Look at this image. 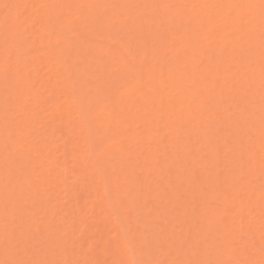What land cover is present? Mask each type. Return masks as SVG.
Masks as SVG:
<instances>
[{
    "label": "bare ground",
    "instance_id": "1",
    "mask_svg": "<svg viewBox=\"0 0 264 264\" xmlns=\"http://www.w3.org/2000/svg\"><path fill=\"white\" fill-rule=\"evenodd\" d=\"M132 1L0 0V55L7 54V56L3 54L5 58L4 56L0 57L2 59H0V255H2V258L0 256V264H4L7 259L9 262L34 261L45 262V264H49V262H53V264H69V262L70 264H114L118 261L132 262L134 257L131 261L130 259L134 256V253L138 255H135V258H140V261L143 256L147 255V258L144 257L147 260L143 259L154 262V264H187L186 259L189 251L190 253L193 252L191 254H194L193 257L196 256L195 259L198 258V262H209L211 264V262L223 260V256L225 260L235 259V249L229 246H231L230 241L236 242V240L237 242L232 245L242 244V248L245 245L243 249H247L245 251L251 254L246 255L251 256L250 258H253L254 261L257 260L252 256L262 255L264 252V248L261 249L264 246V232L260 233L261 229H264V164L262 165L263 169L252 167V159H250L256 151L261 149L263 151L264 140L259 143L258 136L256 144L249 145L250 141L249 143L246 141L249 146H244V141L242 142L241 138L237 137L242 129L246 131L254 130L255 132L257 125L254 126V124H257L255 123L257 121L251 127V123L246 120L251 118L255 120L252 116L257 112L264 114V99H262L264 98V87H262L261 80L262 51H264L261 44V0H177V2L176 0H146V6L139 14L133 11L134 9H130L132 7L129 5ZM172 2L175 4L184 2V5L190 4L189 6L194 8L187 9L189 10L187 15L177 13L178 10L177 12L175 10L170 12L169 7ZM183 4H181V7ZM5 5L12 7L6 8ZM16 5H20V7H15ZM232 5H242L244 7L234 9L230 7ZM82 9L84 10L82 11ZM158 11L162 14H158ZM123 12L126 13L124 15L127 18L121 21L120 16ZM93 15H98L101 19L107 17L96 23V25L100 24V27H98V25L92 24L98 18H93ZM160 15L164 19L162 21L166 22V19L169 21V25H167L170 28L174 26L172 24L176 23L174 26H177L176 29L172 27L175 30V32L173 30L175 35L172 34L173 32H169L170 37L166 35L162 39L159 37L160 34L157 31L159 33L162 31L156 28L162 29L157 26L161 22ZM241 17L244 21L243 24L240 21ZM214 19L216 22H213ZM110 22L121 23L122 28H119V30L116 27L113 28ZM129 22H131L130 25ZM214 23L218 25L216 24V26ZM153 25H156L155 31L152 30ZM94 27L108 31L104 30V33L99 32L101 35L99 33L94 35L98 37L96 40L100 38L99 44L83 42V38L89 39L93 36L91 35L92 32L89 36L87 30ZM165 28L167 32L170 29ZM182 29L186 33L191 32L192 37L189 36L190 34L184 36ZM105 31L107 32L106 36L103 35ZM169 33L167 34L164 31L162 35H169ZM119 36H121V39L116 40ZM175 37L179 44L181 43L180 45L175 42ZM192 38L194 42L198 38V43L207 42V44H204L206 47L202 45L204 49L207 48L216 53L209 54L210 52L206 51L210 57L206 58L203 55V53L205 54L203 47L198 48L202 49L200 52L194 51L196 45L194 42L195 46L191 44ZM163 39H166V41L163 42ZM89 40L93 41L94 39ZM166 42L168 47L165 44ZM216 44L219 46L217 47ZM189 45L192 46L190 49L187 47ZM38 46L46 51L44 52L43 49L44 54L41 51L40 56H38ZM170 48L173 50L177 48V50L175 49L174 53L172 50V56L170 54L165 55L166 52L171 53ZM182 48H188V50H185L184 57L181 55L184 52ZM32 50L37 52L34 54ZM47 50H49L48 53ZM164 50L165 52H163ZM188 51L190 52L188 53ZM202 51L204 52L202 53ZM161 52V57L166 56L162 57L163 60L166 61L165 58L170 57L171 59L173 57L174 64L168 65L163 60H158V58H161L158 57ZM24 54L29 56L24 57ZM150 55H153L154 58ZM9 56H11L10 62ZM155 56L158 58H155ZM214 56L217 58L212 62ZM150 57H152V60ZM196 57L198 62H196ZM180 58L183 61H180ZM149 61L153 62L151 66ZM177 62H181L179 64L180 70L176 68L178 67ZM43 64L44 66L46 64L48 72H42ZM164 64L167 65L165 71L163 70L165 68ZM202 64L204 65L203 69H201ZM159 65L161 66L159 67ZM223 65L227 66L225 68L228 71H233L231 67L235 66V69L237 67L239 69L233 74L229 72V76L226 75L227 71ZM135 66H139L140 69L137 70ZM45 67L44 69H46ZM157 67L159 69H156ZM220 67H222L220 70L225 72V76L223 72L220 74L225 82L223 81L224 88L218 90L222 85L220 83L222 80H219L221 77L217 79L219 75L217 76L216 69ZM151 68H153V71H148L147 74H149L146 76L145 71ZM188 68L192 70V72H189L192 81L186 78L188 74L183 73ZM211 69L212 71L215 69L216 76H212L214 73H211ZM173 76L178 77V80ZM166 77H169V79ZM170 77L173 80L175 79L174 81L184 84L178 86L179 83L173 81L177 88L174 87V84L169 89L166 86L164 88L167 82L164 84L163 79L165 78V81L169 80L168 82H170ZM206 77L212 79L209 80L212 82L209 86L211 91L217 89L219 83L221 84L216 94H214L215 90L213 94L210 92L211 97L206 96L212 98L215 103L220 100L219 102L223 105L220 106L218 103L212 105L214 104L211 103L212 99L210 101L205 99L204 101H207V104L209 102L208 106L211 103L210 107L205 108V113L202 104L193 107L195 99L193 98L192 101L191 96L197 97L199 101V98H203L201 93H203L202 89L205 86L203 82L207 81ZM64 78L66 80L68 78V81L63 80ZM188 80L191 81V84L196 85H193L196 87L194 90L192 89L193 91L190 90L191 95L188 90L193 86L188 85ZM250 84L261 88H257L262 92L259 93L261 95H258L255 88L251 87L258 96L255 97L253 94L248 98L252 105L257 99H261L260 103L262 104L259 105L261 108L259 107L258 110L256 109L258 106H255V104L254 107L251 104L248 107L247 102H244L247 98L245 97L247 90L250 91V87H248ZM114 85L124 88V91L127 92V94L122 93L121 98V95L117 93L120 95L117 101L115 100L117 95L110 91ZM244 86L248 89L243 91ZM143 87L144 89L147 87L150 89L151 87L150 94L142 93ZM233 87H237L235 88L236 91ZM175 88L177 92H175L176 99L173 98L172 92H167V90L171 89L170 91H172ZM229 89L231 91L233 89L236 93L232 92L233 94L230 95ZM6 91L10 93L7 95ZM251 91L248 94L253 93ZM222 92L225 93V96H222ZM205 94L203 93L204 96ZM188 96L191 98L189 100L185 99ZM61 97L65 99L61 100ZM166 97H169L167 102ZM16 100H18V104L22 102L23 104L20 105L23 106L21 107L16 103L19 106L16 108L17 105L14 104ZM237 101H243L242 106L248 108L243 107L244 109L241 112V109L237 107L240 110L237 112V108H234ZM205 102L203 105L206 104ZM250 102L248 101V103ZM148 103L151 106L149 109L146 108ZM2 105L4 112L1 111ZM198 106L203 108L202 111L207 115V118L204 117L206 115L203 116L205 121L211 123L213 120L211 118L215 119L212 123L216 122L217 119L219 121H217L219 125L209 126V128L215 127L218 131L216 132L215 129L218 136L214 134V137H218L215 140L217 142L212 139L215 144H212V140L209 141L211 138L209 140L204 139L203 134L205 133H200L196 136L203 135L204 137L197 138L195 136L197 140L193 138L190 145V139H192L191 136L194 135V131L200 130L202 128L200 125L205 123L201 122V119L204 118L197 119L201 117V113L198 115L199 117L197 116L201 112V109H196L199 108ZM232 106H234L233 110L237 114L231 112L233 111L231 110ZM192 107L197 111H192ZM251 107L252 111H256L253 114L249 113L250 117L247 114L249 111L246 110H250ZM37 108L41 110L40 112L43 113L44 111L45 114L47 113L46 110L49 114H46V117H38L41 113ZM126 108L127 112L125 113L123 109ZM35 109L37 110L35 111ZM120 109L122 111H119ZM118 111L121 113L120 115ZM14 112L17 114L16 117H13L15 116L13 115ZM36 112L39 115H36L38 114ZM163 112L165 114H162ZM245 113L249 118L243 117ZM231 115L232 117L235 116L236 119L233 120L235 121V129L232 127L234 123L231 121L233 119ZM220 116H223L224 120L227 118L225 121H228V124L224 120L221 121ZM209 118L210 120H208ZM38 119L41 121L39 122ZM187 121H190V124L193 122L191 128L189 127L190 129L186 128L188 130L192 129L191 136L184 129L186 127H184V123H188ZM260 121L258 120V122ZM37 122L40 125L43 123L42 127H45V130L42 128L41 133L36 132L38 130H36V126H39L36 125ZM194 125L195 127L198 125V128L194 129ZM203 126H206V124H203ZM224 126L227 128L226 132L223 131ZM26 127L31 129V132L34 131L35 140L40 139L35 143L34 141L26 142L28 138L24 140L25 135H30L29 137L34 139L29 129V132L27 130V134L22 136ZM39 127L41 128V126ZM146 127L145 138L147 137L149 141H146L143 137L147 144L143 146L142 138L139 139L143 134L138 136L142 132L137 133V131L138 129L143 131ZM236 128L239 132H236L238 131ZM205 129H203L204 132ZM221 129L225 134H220ZM232 129H234V132ZM130 130L132 133L135 131L134 134H131ZM209 131L208 133L211 136L213 133ZM261 131L264 134V131ZM232 132L233 135L235 133L233 137H236V142H234L235 138L231 136ZM24 133H26V130ZM186 133L190 136V139ZM257 133L258 131L254 135L257 136ZM17 134V137H22H16L18 140H14L13 137ZM209 134L205 135L209 137ZM259 135H261V132ZM145 141L143 140V144H145ZM207 141L213 147L209 148L206 145L211 149L209 151L206 149L208 151L206 153V151L203 152L204 150L201 147L203 148L202 145L205 143L208 144ZM148 142H156L153 149L151 148L152 151L149 150ZM126 144H129L130 148ZM103 145L105 146L104 149L102 148ZM140 145L142 148L139 147ZM51 146L52 148H50ZM154 146L159 147H156L158 151L154 150ZM221 146L224 147L223 149H228V146L232 149L225 151V156L221 157ZM8 147H16L12 148L15 150L19 148L23 150V152H20L24 155L22 154V157L19 158L18 156L21 153L17 149L19 152L18 156L16 154L18 161L14 158L16 156L11 152L12 150L7 152ZM127 147L131 152L126 150ZM81 149H85L84 155H80L79 151ZM250 151L253 153L251 154ZM113 159L118 160H116L117 162L114 160L116 163L120 161L118 163L120 168H117V164H114V162L111 164ZM132 160L140 162L133 165ZM134 161L133 163H136ZM38 162L42 170L38 169L37 171L38 166L36 167V164ZM69 163L72 165L68 166ZM104 164L105 167H108L107 170L104 168ZM102 168L108 173L103 172ZM242 171H245L249 177L246 188H242L237 181ZM113 172H116L118 178L120 176L124 178V181L120 178L123 183L118 181L117 178L112 180L110 179L112 176H107V174L111 175ZM172 172L176 174L175 176L172 175L173 178L170 174ZM152 176L153 179H150ZM252 178H254V181L260 182H257L259 187L258 185L253 187L252 192L254 191V193L251 194L249 190L252 189L250 188L251 182H253ZM117 183L119 188L116 185ZM169 186H172L173 189L178 188L176 190L179 191L174 189L175 192L169 196L165 193L167 190L170 191ZM172 187L170 188L172 189ZM222 187L230 191L233 190L235 199L228 201L227 195L221 196L220 190ZM154 188H156L154 191L158 190L154 194L155 198L153 193L150 194V191ZM116 189L118 192H116ZM243 189L249 190L243 192ZM258 189L259 191H256ZM178 192L184 194V197L186 193L187 197H190L189 200L182 201L181 197H178L180 195ZM207 195L211 198V201L207 198L206 202H215L214 208L207 206L208 202L205 204L206 207H200L203 204L201 200H205ZM152 197V201H155L154 204L159 203L154 199H158L160 203H163L162 208L160 206L162 211L154 210L152 205H148ZM228 202L232 204L238 202L235 205L236 207L230 208L233 212H236L235 215L227 214V211H229ZM139 203L143 205L141 209H139L141 207ZM195 204L200 206L195 207ZM192 205L194 206L189 214L187 210ZM21 207H24V209H21ZM135 207L139 210H135ZM251 207H254L256 214H254L256 220L250 221L251 224L248 222L246 225L251 235L246 234L243 237H246V239L242 237L235 238L233 233L229 234L232 229L226 230V220L229 221L227 224L233 226L235 222L231 223L230 221L241 218L242 221L239 220L237 223L241 226L244 219L249 214L251 215V212H254ZM135 211H140L139 215L144 214L147 218L155 214L152 220H154V223L155 221L158 222V225H155L157 229L155 230L154 225L151 226L152 229L149 224L146 227L142 226L141 222L143 221L136 218V220H140L142 226H139L143 231L140 232V235L145 234L144 236L138 235L140 230L138 231L137 225L139 223L135 221L137 227L134 226L135 219H133L136 216L134 215ZM155 211L160 213L156 212L157 215ZM245 213L249 214L245 216ZM244 216L245 218H243ZM146 219L145 221L148 222ZM160 219H162V222ZM4 220H7V223ZM162 223L165 226H159ZM161 228L163 229L161 230ZM220 229L222 233L218 232ZM253 229L259 233L256 240H254L256 232ZM174 230H179L182 234L176 232L173 235ZM249 230L247 229L248 232ZM146 233L154 235L152 237L148 235L149 240ZM178 235H182V239L184 237L183 241L180 239L181 237H177ZM201 235H204V240L207 237H209L208 239L211 238L207 240L208 244L211 241L212 244H207L208 246L204 244ZM36 237H38V241H35ZM139 237H143L141 238L143 240ZM218 239L222 241H218ZM255 241H261L258 247ZM255 244L256 246H254ZM145 245L149 252L154 251V249L157 250L146 254L145 252L148 251H146ZM200 245H206L207 247L202 246V248ZM15 246H18L19 249ZM7 247H10V252H8L9 248ZM164 247L168 253L163 252ZM200 247L201 255L198 254L199 250L195 252V249ZM256 250L257 252L260 250V254ZM252 251L256 253L253 254ZM170 254L176 257L173 261L170 260V263H167ZM261 257L260 259L257 258L259 260L257 264L264 260V256ZM246 258L245 261H253ZM195 259L193 262H195ZM254 261L253 264H255Z\"/></svg>",
    "mask_w": 264,
    "mask_h": 264
},
{
    "label": "rangeland",
    "instance_id": "2",
    "mask_svg": "<svg viewBox=\"0 0 264 264\" xmlns=\"http://www.w3.org/2000/svg\"><path fill=\"white\" fill-rule=\"evenodd\" d=\"M143 1H144V0H141V1L133 0L132 3H130V5H129V6L132 7V8H130V7H129V8L132 9V10L134 9L133 11H136L137 14H139V13L143 10L144 6H146V4H147L146 0L144 1V2H145V5H144V2H143ZM174 2H175V1H174ZM174 2H172V3L170 4V7H169V8H170V12H171V11L173 12L174 10H175V12H177V10H178L177 13H180V14H181V13H184V15H185V14L187 15L188 11H189L191 8H194L193 6L190 7V6H189L190 4H189V5H184V4H183L184 2L181 3V4H183L182 7H181V4H178V3L175 4ZM176 2H177V0H176ZM178 2H179V1H178ZM173 3H174V4H173ZM186 6H187V7H186ZM184 7H185V8H184ZM187 9H189V10H187ZM195 9H196V11H197L196 6H195ZM83 10H84V9H82V11H83ZM159 10H160V9H159ZM160 11H161V10H160ZM160 11H158V12H159L158 14H162V13H163L162 11H161L162 13H161ZM196 11H195V12H196ZM124 14H126V13H124V12L121 13V16H120V20H121V21H122L123 19L127 18V16H125ZM158 14H157V15H158ZM122 16H123V17H122ZM124 16H125V17H124ZM158 16H159V15H158ZM92 17H93V18H95V17L97 18L98 15H95V16L93 15ZM92 17H91V18H92ZM106 17H107V16H106ZM106 17H104V18H106ZM218 17H219V16H218ZM99 18H100V19H99ZM104 18L101 19V17L99 16V17L97 18V21H96V22H93L92 24H95V25H96L97 22H99L100 20H104ZM160 18H161V19H160ZM216 18H217V16H216ZM216 18H215V19H216ZM159 19H160V21L162 22V23L160 22V25H157L159 28H160V27H161L162 29L164 28L165 30H164V29H163V30H164L167 34H168L169 32H170V33L173 32L174 29H173L172 27H174V26L176 25V23L172 24V25H174V26H171V28H170V27L168 26V25H169V21H168L167 19H166V22H168V23H166L165 21H162V20H164V19H162V15H160ZM215 19H214L213 22H216ZM216 20H217V19H216ZM111 23H112L113 28L116 27V28H118V30H119V28H122L121 23L117 24V23H115V22H110V25H111ZM114 24H115L116 26H115ZM130 24H131V22H129V25H130ZM167 24H168V25H167ZM214 24L216 25L217 23H214ZM97 25H98V27H100V26H99L100 24H97ZM97 25H96V26H97ZM119 25H120V27H119ZM217 25H218V24H217ZM217 25H216V26H217ZM117 26H118V27H117ZM153 26H154V25H153ZM164 26L167 27V29L170 28L168 32H167V30H166V28H165ZM155 27H156V25L153 27V29H152L153 31H155ZM176 27H177V26H176ZM176 27H174V28L176 29ZM156 29L159 30V31H162V32L159 33V32L156 30L157 33L160 34L159 37H160L161 39H162V38H165L164 35H166L167 37H168V36L170 37V33H169V35H167V34H163V35H162V33H163L164 31H163L162 29H158V28H156ZM179 29H181V28H179ZM100 30H101V29H99V28H97V27H94L93 29H92V28H89V30H87L88 33H89L88 35H89V36L93 35V36H92L93 38H92V37H89V39H91V40H93V39L96 40V38H98V37H97V36H94V35H96V34L99 33V32L104 33L103 31L106 30V29H102L101 31H100ZM182 30H183V29H182ZM188 30H189V29H188ZM188 30H187V31H188ZM106 31H108V30H106ZM106 31H105V34H103V35H105V36H106V33H107ZM120 31H121V30H120ZM189 31H191V30H189ZM91 32H92V33H91ZM174 32H175V30H174ZM174 32H173L172 34H174ZM90 33H91V35H90ZM101 33H99V34L101 35ZM183 33H184V36H185V34H190L189 36L192 35L191 32H187V33H186V32H184V30H183ZM183 33H182V34H183ZM99 34H98V35H99ZM172 34H171V35H172ZM174 35H175V34H174ZM174 35H172V36L174 37ZM121 36H122V35H121ZM121 36H119L116 40H120V39H121ZM163 36H164V37H163ZM178 36H180V35H178ZM184 36H183V37H184ZM167 37H166V38H167ZM176 37H177V36H176ZM176 37H175V38H176ZM187 37H188V36H187ZM191 37H192V36H191ZM84 39H85V40H84ZM89 39H88V38L86 39V37H85V38H83V42H85V43H98V44H99L100 38H99V40H98V39L96 40L97 42L94 41V40H93L94 42H93V41H90ZM168 39H170V38H168ZM190 39H191V38H190ZM196 39H197V38H196ZM198 39H199V38H198ZM198 39L195 40L196 42H194V40H193V38H192L193 41L191 42V44H192L193 46L196 45V46H195L196 49H194V47H193L192 50L194 49V51L196 50V51H198V52H200L202 49L205 50V54L203 53L204 51H202V53H203V55H205L204 57H206V58L209 57V55L206 53V51H207V52L209 51V52H210V53L208 52L209 54H213V52H214V54L216 53V52L213 51V50L210 51V50H208L207 48L204 49V47H206V45L204 46V44H207V42L205 43V41H204V42H199V43H198V42H197V41H199ZM163 40H164L163 42L166 41V39H163ZM181 40H183V39H181ZM201 40H203V39L201 38ZM201 40H200V41H201ZM87 41H90V42H87ZM179 41H180V38H179ZM116 42H117V41H116ZM167 42H169V41H167ZM167 42H166L165 44H167ZM175 42H177L178 45L181 44V43L179 44L177 38L175 39ZM180 42H181V41H180ZM193 42L195 43V45H194ZM121 43H122V42H121ZM200 43H201V44H200ZM218 44L220 45L221 43H218ZM218 44H216L217 47L219 46ZM154 45H155V43L153 44V46H154ZM178 45H176V46H178ZM202 45H203L204 47H203ZM189 46H190V47H189ZM189 46H187V47L190 49L192 46H191V45H189ZM200 46L203 47L201 50L198 49V48H201ZM167 47H168V44H167ZM173 47H174V46H173ZM119 48H120V47H119ZM177 48H178V47H177ZM177 48H175V49L177 50ZM188 48H187V49L182 48V49H184V52L181 54V55H183V57H184V54H185V50H188ZM208 48H209V47H208ZM37 49H38V50H37ZM37 49H36V50L39 51V52H38V54H39L38 56H40L42 53L44 54V52H46L44 48H43V49H44V52H43V49H42L41 47H39V46H38ZM165 49H167V48H165ZM170 49H171V48H170ZM175 49H174V50L171 49V50H170L171 53H170V52H169V53L166 52L165 55H167V54L169 55V54H170V55L172 56V50H173V53H174V52H175ZM182 49H181V50H182ZM209 49H210V48H209ZM211 49H212V48H211ZM34 50H35V49H34ZM34 50H32V51H33L34 54H35L37 51H34ZM41 51H42V53H40ZM48 51H49V50H47V53H48ZM163 52H165V50H164ZM189 52H190V51H188V53H189ZM198 52H197V53H198ZM77 53H79V52H77ZM3 54H4V53H3ZM3 54L0 55L1 58H2V56H4V55L7 56L6 53H5L4 55H3ZM161 54H162V52L159 54L158 57H161V56H160ZM163 54H164V53H163ZM190 54H191V53H190ZM198 54H199V53H198ZM31 55H33V54L31 53ZM165 55H163L162 57H166ZM173 55H174V54H173ZM186 55H187V53H186ZM188 55H189V54H188ZM203 55H202V56H203ZM5 56H4V58H5ZM23 56H24V57H28L29 55H25V54H24ZM150 56H153V55H150ZM156 56H157V55H156ZM156 56H155V58H158V57H156ZM189 56H190V55H189ZM189 56H187V57L189 58ZM197 56H198V55H197ZM162 57H161V58H162ZM168 57H169V56H168ZM183 57L181 56L182 59H183ZM204 57H203V58H204ZM1 58H0V59H1ZM4 58H3V59H4ZM150 58H151V60H152V57H150ZM150 58H149V59H150ZM153 58H154V56H153ZM161 58H158V60H163V59H164V58H162V59H161ZM172 58H173V57H172ZM172 58H171V59H170V57H169L168 59L165 58L166 61L163 60V62H165V64L168 63V65H173L174 63H173ZM181 58H180V61H183V60H181ZM199 58H200V56H199ZM209 58H210V57H209ZM215 58H217V57L214 56V57L212 58L211 61L213 62V60H216ZM200 59H201V58H200ZM1 60H2V59H1ZM1 60H0V61H1ZM167 60H168V61H167ZM170 60H172V61H170ZM196 60H197L196 62H198V58H197V57H196ZM169 61H170V62H169ZM174 61H175V60H174ZM149 62L151 63V61H149ZM149 62H148V63H149ZM163 62H162V64H163ZM171 62H172V64H171ZM215 62H216V61H215ZM1 63H2V62H1ZM52 63H53V62H52ZM150 63H149V65L151 66L153 62H152L151 64H150ZM169 63H170V64H169ZM177 63H178V64H177L178 67H176V68H177V70H178V69L180 70L181 67H180L179 64H180L181 62H180V63L177 62ZM202 63L204 64V62H202ZM160 64H161V63H160ZM162 64H161V65H162ZM165 64L163 65V66H165V68L163 69L164 71L166 70V66H167V65H165ZM175 64H176V61H175ZM182 64H183V63H182ZM182 64H181V65H182ZM203 64L201 65V69L204 68V65H203ZM205 64H206V61H205ZM228 64H229V63H228ZM228 64H227V65H228ZM161 65H159V67H160ZM45 66H46V64H45ZM45 66H44V64H43V67L41 68V69H42V72H48V71H49V70L47 69V66H46V67H45ZM53 66H54V64H53ZM53 66H52V67H53ZM157 66H158V65H157ZM202 66H203V67H202ZM223 66H224V65H223ZM44 67H45L46 69H44ZM225 67H227V66L225 65L224 68H225ZM235 67H236V66H235ZM235 67H231V68H233V71H228V70H226L227 68H225V70L227 71V74H226V75H229V76H230V74H233L236 70L239 69L238 67L235 69ZM48 68H49V67H48ZM135 68H136L137 70L140 69L139 66H135ZM189 68H190V67H189ZM189 68H188V69H189ZM214 68H215V67H214ZM221 68H222V67L216 69V70H217L216 72H218L217 76L219 75L218 78L216 77L217 79H219V78L221 77L220 74H222V72H223L222 70H220ZM224 68H223V69H224ZM20 69H22V68H20ZM151 69H152V70H151ZM151 69L145 71V72H146V76L149 74V73L147 74L148 71H149V72H152V71H153V68H151ZM156 69H159V68L157 67ZM188 69H187V71H185V72L183 71V73H184V74L186 73L185 75L188 74V77H186V78L192 81V79H191V78H192L191 73H189V72H192V70L189 69V70H191V71H189ZM199 69H200V68H199ZM234 69H235V70H234ZM47 70H48V71H47ZM229 70H230V68H229ZM231 70H232V69H231ZM21 71H22V70H21ZM220 71H221V72H220ZM145 72H144V73H145ZM214 72H215V69H213V71H212V69H211V73H214ZM219 72H220V73H219ZM229 72H230V74H228ZM150 74H151V73H150ZM214 74H215V73H214ZM214 74L212 75L213 77L216 76V74H215V75H214ZM223 75L225 76V72H223ZM223 75H222V76H223ZM210 76H211V75H210ZM178 77H179V75H178ZM178 77H174V76H173V78H176V79H177ZM190 77H191V78H190ZM166 78H167V77H166ZM170 78H171V77H170ZM173 78H171L172 81H171V79H170V82H168L169 80H166V81H165V78L163 79L164 84H165L166 82H167V84H168V85L165 84V85H164V88H165V86H166V88L169 89V88H171V85H173V84L175 85L174 87L177 88V86H176L175 83H177V84L179 83L178 86H181V85L184 84V83H182V82H181V83H182V84H181L180 82L174 81L175 79L173 80ZM208 78H210V79H208ZM167 79H169V77H168ZM63 80H66V78H64ZM143 80H145V79H143ZM143 80H142V81H143ZM177 80H178V79H177ZM189 80H188V82H189L188 85H189V86H190V85L193 86L194 83L191 84V81H189ZM206 80H207V81L204 80L206 83L203 82L205 86H204V88L202 89V90H203V93H206L205 96H206V95H207V96L209 95L208 97H211V96H210V94H211L210 92H212V94H213L214 91L216 90L215 93H214V94H216V92H217L218 90H221L222 88H224V85H223V84H224L225 81L222 79V77L219 79V80H222V81H220V83H221L222 85H221L220 83L218 84L219 86L221 85L222 87L220 86V87H221V88H220L219 86H217V89H218V87H219V89H218V90H217V89H214V91L209 90V89H211L209 86H210L211 83H212L211 81H209V80H212L211 77H206ZM66 81H68V78H67ZM66 81H65V83H66ZM145 81H146V80H145ZM145 81H144V82H145ZM173 81H174L175 83H174ZM223 81H224V82H223ZM144 82H142V83L144 84ZM172 82H173V83H172ZM200 82H201V81H200ZM222 82H223V83H222ZM169 83H171V84H169ZM217 83H218V82H217ZM207 85H208V86H207ZM250 85H251V86H250ZM250 85H249L248 87H250V91L252 90L253 93H249V94H248V92H250V91H248V90H249L248 87H246V86L243 87V91L248 89V90H247V94H245V97H247V98L244 100V102H247L246 104H247L248 107H250V106H249L250 104L252 105V103L250 102V100H249L248 98H249L251 95H253V94H254V96L256 97V96H258V95H261V94H259V93H262L260 90H258V89H261L260 87H254V86H252V84H250ZM114 86H115V85H114ZM114 86L111 87L112 90H110V91H111L113 94H116V95H117V97H115V98H116L115 100L117 101V100H119V96H120V95H121V96H120V98H121V97L123 96V94H127V92L124 91V90H125L124 88H121V87L119 88L118 86H115V87H114ZM194 86H196V85H194ZM194 86H193L191 89L188 90L189 93H190V90H192V89L194 90V88H196V87H194ZM198 86H199V85H198ZM234 86H235V85H234ZM242 86H243V85H242ZM60 87H61V86H60ZM144 87H145V86H144ZM144 87L142 88V93L145 92L146 94H148V93L150 94V89H152V88L150 87V89H149V88L147 87L148 90H149V91H148L147 88L144 89ZM208 87H209V88H208ZM251 87H254V88H255L256 94L258 93V95H256V94L254 93L255 91H254L253 89H251ZM176 88H175L174 90L172 89V91H170L171 89H170V90H167V92L169 91V92H172V93H173V96H174V97H173V96L171 95V93H170L171 97H173V98H175V95H176V94H175V92H176V91H175ZM205 88H206V90H207V89L209 90V91L207 90L208 93L206 92V90H204ZM227 88H228V87H227ZM227 88H226V89H227ZM233 88H234V87H233ZM235 88H237V87H235ZM235 88H234V90L236 91ZM244 88H246V89H244ZM257 88H258V89H257ZM143 89H144V90H147L148 92H147V91H144ZM226 89H225V90H226ZM193 90H192V91H193ZM202 90H201V91H202ZM229 90H230V91H228V92H229L230 95L233 94L232 92H235L233 89H232V91H231V89H229ZM192 91H191V92H192ZM223 91H224V89H223ZM252 91H251V92H252ZM167 92H166V93H167ZM169 92H168V93H169ZM241 92H242V90H241ZM9 93H10L9 91H8V92L6 91V94H7V95H8ZM117 93L120 94V95H118ZM122 93H123V94H122ZM176 93H177V92H176ZM203 93H201V94H202L201 97H203V98H199L200 101L197 99V97H195V96L193 97V95L191 96L192 98H191L190 96L185 97V99L187 98V100H189V98H191V100H192L193 98L195 99L194 101L192 100L193 103H194L193 107H195V106H197V105H200V104H202V105H201L202 107L204 106V107H203L204 109L201 108L200 106H198L199 108H196V109H201V112H199V114H197V116H198V115H200V113H201V115H200L201 117H200V118H197V117H196L198 120L201 119V118H204V117L207 118V115L205 114L206 112H205L204 110H205V108L210 107V106H211V103H214V104H212V105H215L216 103H218L220 106L223 105V104H221V103L219 102V101H220L219 99H218L219 101L216 100L217 102L215 103V101H214L212 98H208L207 96H206V97H207V98H206V97L203 95ZM235 93H236V92H235ZM235 93H234V95H235ZM146 94H144V95H146ZM179 95H180V93H179ZM190 95H191V93H190ZM223 95L225 96V93L223 94V92H222V96H223ZM230 95H229V96H230ZM242 96H243V92H242ZM63 97H64V96H63ZM63 97H61V100H64V99H65V98H63ZM171 97H170V98H171ZM231 97H233V96H231ZM117 98H118V99H117ZM168 98H169V97H168ZM168 98L166 97V102H167V99H168ZM176 98H177V96H176ZM176 98H175V99H176ZM205 99H207V100L209 99V101H210V99H212V101H214V102L211 101L210 106H208V105H209V102H208V104H207V101H206V102L204 101ZM247 99H248V100H247ZM169 100H170V99H169ZM258 100H259V101H258ZM260 100H261V99H257L258 104L256 103V102H257V101H256V102L253 103V105H252L253 107H254V104H255V106H258V107L256 108L257 110L261 108L260 106H261L262 103H260ZM17 101H18V100H16V101L14 102L15 105L18 104ZM164 101H165V99H164ZM196 101H198V102L196 103ZM201 101H202V102L204 101L206 104L203 105L204 102L202 103ZM248 101H249L250 103H248ZM244 102H243V101H241V102L237 101V103L234 105L235 107L232 106V107H231V110H233V107H234L235 109L238 107V108L241 109V112H242V110H243L244 108L246 109V107H247V106L244 107V105L242 106V103H244ZM16 103H17V104H16ZM21 103H22V102H21ZM21 103H20V104H21ZM29 103H30V102H29ZM259 103H260V104H259ZM20 104H18V105L21 106ZM22 104H23V103H22ZM224 104H225V103H224ZM18 105L15 106V107H16V108L19 107ZM146 105H147L146 108H148V109H149V107H151L149 103L146 104ZM206 105H207V106H206ZM259 105H260V106H259ZM22 106H23V105H22ZM22 106H21V107H22ZM26 106H28V105H26ZM205 106H206V107H205ZM32 107H34V106H32ZM193 107H192V108H193ZM213 107H214V106H213ZM243 107H244V108H243ZM248 107H247V108H248ZM259 107H260V108H259ZM3 108H4V107H3V105H2V109H3ZM124 108H125V107H124ZM238 108L236 109L237 112H238V110H239ZM2 109H1V111L4 112V109H3V110H2ZM32 109H33V108H32ZM37 109H38L39 112L41 111V110H39V108H37ZM37 109H35V111H36ZM196 109L193 108L192 111H195ZM202 109H203V111H204L205 113L202 111ZM251 109H252V107L250 108V110H249V109L246 110L247 112L249 111V112L247 113L248 115H249V113H250V114H253V112L256 111V110H255V111H252ZM126 110H127V108H126V109H123V111H124L125 113L127 112ZM119 111H122V110L120 109ZM119 111H118V114L120 115L121 113H120ZM196 111H197V110H196ZM198 111H199V110H198ZM239 111H240V110H239ZM251 111H252V113H251ZM2 112H1V113H2ZM31 112H32V110H31ZM45 112H47V113L44 114V111H43V113L40 112L41 114H40V116H38V117H41V116L46 117V116L49 114V112L46 111V110H45ZM181 112L183 113V110H182ZM184 112H185V111H184ZM231 112L233 113L234 110L231 111ZM231 112H230V113H231ZM36 113H38V112H36ZM185 113H186V112H185ZM193 113H196V112H193ZM202 113H204V114H202ZM226 113H227V112H226ZM226 113H224V115H227V116H228V114H226ZM228 113H229V112H228ZM234 113H235V112H234ZM234 113H233V114H234ZM46 114H47V115H46ZM162 114H165V113L163 112ZM235 114H237V113H235ZM247 114L245 113V115H244L243 117H245V116L248 117ZM13 115H15V116H13V117H16L17 114L14 112ZM36 115H39V113L36 114ZM181 115H182V114H181ZM204 115H206V116H204ZM121 116H122V115H121ZM203 116H204V117H203ZM249 116H250V115H249ZM36 117H37V116H36ZM118 117L120 118V116H118ZM198 117H199V116H198ZM222 117H223V116H222ZM222 117L220 116L221 121L224 120ZM224 117H225V116H224ZM250 117H251V116H250ZM252 117H254L255 120H254V119L252 120V118H251V119H248V120H246V121L251 123V125H250L251 127L253 126L252 124H254V122L257 121V122H255V123H257V124H254V126H255V125L258 126V127L256 126V131H255V132H254V130H252V131H248V130H247V131H246L245 129H242V130H240V133H239L238 136H237V137L241 138L242 142L244 141V142H243V144L245 143L244 146H245V145H248V144L246 143V141H248V143H249V141H250V144H249V145L256 144V140H258V139H257L258 136H259V141H258L259 143H262L263 140H264V134H262V131H261V130L264 131V128H263V126H264V124H263V123H264V120H262V119H264V114H262V113H258V112H257V113L254 114ZM138 118H140V117L138 116ZM205 118L203 119L204 121L201 119V122H205V123H202V125H200V126H202L203 129H205L204 127L208 126V127H207L208 129L206 128V129H205V132L203 131L202 128H201L200 130L198 129L197 132H196V130H195V131H194V135H192V133H190V132L192 131V129H191V130H188V129L191 128L190 126L193 125V122H192V124H190V123H191L190 121H189V122L187 121L188 123H186V122L184 123V127L186 126V127L184 128L185 131H186L188 134H190V136H191V135L194 136V137L191 136L192 139H190V136L186 133V135H188V137H189V139H190V142L193 140V138H194L195 140H197V138H200V137H202L203 135L205 136L204 139H208V140H209V138H211L209 141H211L212 139H213L214 141L217 140L218 137H217V138L214 137L215 135L218 136V134L215 133V129H216V128H215V127H211L212 129L214 128V130H212L211 128H209V126H211V125L213 126V124L219 125V124H218V122H219L218 119H217L218 122L216 121L217 123H216V122L212 123L213 120H215V119H214V118H211V119H213L212 122H211L212 124H211L210 122L205 121ZM231 118H233V119H231V121L234 123V125L232 126V127L234 128V127H236V126H235V121H233V120L235 119V116L232 117V115H231ZM248 118H249V117H248ZM226 119H227V118H226ZM226 119H225V120H226ZM257 119H258L259 121H260V120H261V121L258 122ZM206 120H207V119H206ZM208 120H210V118H209ZM225 120H224V121H225ZM235 120H236V119H235ZM249 120H250V121H249ZM36 121H37V120H36ZM38 121L40 122L41 120L38 119ZM231 121H230V122H231ZM242 121H243V120H242ZM244 121H245V120H244ZM246 121H245V122H246ZM252 121H253V123H252ZM196 122H197V121H196ZM201 122L199 121V123H201ZM206 122H208V123H206ZM225 122L227 123L228 121H225ZM226 123H225V126H226ZM233 123H232V124H233ZM261 123H262V124H261ZM194 124L196 125L197 123H194ZM203 124H206V126H203ZM207 124H209V125H207ZM223 124H224V123H223ZM223 124H222V126H223ZM227 124H228V123H227ZM259 124H260L261 126H260ZM36 125L41 126V128H40L39 126H36V127H37L36 130L38 129L37 131L34 129L36 132L41 133V132H42L41 130H43V129L45 130V127H42V126H43V123L40 125V123L38 124V122H37ZM195 125L193 126L194 129H195V128H198V125H197L196 127H195ZM248 125H249V124H248ZM214 126H215V125H214ZM225 126H224V130H223V129L220 130V134H221V133H222V134H225L224 132H226L225 130H227V128H226ZM250 126H249V127H250ZM189 127H190V128H189ZM42 128H43V129H42ZM186 128H188V129H186ZM222 128H223V127H222ZM238 128H239V127H238ZM257 128H258V130H257ZM260 128H261V130H260ZM28 129H29V128L26 127V129L23 130V134H22V136L25 135V134H27V130H28ZM140 129H141V128H140ZM145 129H147V127L144 128L143 131H140L139 129H138L139 132L137 131V133H141V132H142L141 134H138V136H140V135L143 134V136H140V138H139V139L142 138L141 142H142V145H143V146H146V145H147V144H146V141H149V140H147V137L145 138V133H146V132H145V131H146ZM210 129H211L213 132H212ZM234 129H235V128H234ZM234 129H232L233 132H234ZM239 129H240V128H239ZM246 129H247V128H246ZM253 129H254V127H253ZM25 130H26V133H24ZM29 130H30V132H31V129H29ZM29 130H28V132H29ZM39 130H40V131H39ZM133 130H134V129H133ZM201 130H202V131H201ZM207 130H208V131L210 130L211 133H213V134H212L213 136L211 135L212 137L210 136V134L208 133ZM222 130H223L224 132H223ZM236 130H238V129L236 128ZM32 131H33V130H32ZM182 131H184V130L182 129ZM210 131H209V132H210ZM241 131H242V132H241ZM257 131H258L257 136H255L254 134H255ZM130 132H131V134H134L135 131L132 133V131L130 130ZM192 132H193V131H192ZM206 132H207V133H206ZM216 132H218L217 129H216ZM233 132H232V135H231L232 137L235 135V133H234V135H233ZM236 132H239V130L236 131ZM260 132H261V135H259ZM31 133H32V137L34 136V137H33L34 139H32L31 137H29L30 135H28V136L25 135V136H24V140H25L26 138H28V139L26 140V142H28V141H29V142L34 141V143H35L36 141H38V139H40V138H38L37 140H35V139H36V135H34V134H35L34 131L31 132ZM33 133H34V134H33ZM147 133H148V131H147ZM200 133H201V134H203V133H205V134H209V137L206 136L205 134H203V135H198L199 137H197L196 134H200ZM227 133H228V132H227ZM227 133H226V136H227ZM128 134H129V132H128ZM214 134H215V135H214ZM222 134H221V135H222ZM236 134H237V133H236ZM147 135H148V134H147ZM147 135H146V136H147ZM17 136H18V134L15 135V136L13 137V139H14V140H18L17 138L22 137V136H19V137H17ZM195 136H196L197 138H196ZM204 136H203V137H204ZM223 136L225 137V135H223ZM16 137H17V138H16ZM143 137L146 139V141H145V139H143ZM207 137H208V138H207ZM232 137H231V138H232ZM29 138H31V139L29 140ZM215 138H216V139H215ZM233 138H235V141H234V142H236V137H233ZM233 138H232V139H233ZM184 139H185V138H184ZM143 140L145 141V144H143ZM213 140H212V144H213V143L215 144V142H217V141L213 142ZM230 140H231V139H230ZM209 141H207V142H209ZM231 141L233 142V140H231ZM29 142H28V143H29ZM138 142L141 144L140 141H138ZM138 142H137V143H138ZM192 142H193V141H192ZM192 142L190 143V145L192 144ZM258 142H257V145H258ZM32 143H33V142H32ZM148 143H149V142H148ZM153 143H154V142H153ZM153 143H149V145H148V146L150 147L149 150H150L151 148L153 149V145H156V142H155L154 144H153ZM218 144H219V143H218ZM218 144H217V145H218ZM51 145H52V144H51ZM128 145H129V144H126V146H128ZM137 145H138V144H137ZM137 145H136V147H137ZM204 145H205V146H204ZM206 145H207L209 148H211V146L213 147V145H211L210 142H209L208 144L205 143V144L202 145L203 148L201 147V149L204 150L203 152L206 151V153H207V152H208L209 150H211V149H209ZM227 145H228V144H227ZM249 145H248V146H249ZM104 147H105V146L103 145L102 148L104 149ZM139 147H141V145H140ZM156 147H158V146H156ZM156 147L154 146V148H155L154 150L158 151V148H159V147H158V148H156ZM204 147H205V149H204ZM9 148H10V149H9ZM12 148H16V147H8V148H7V149H8L7 152H8V151L10 152V151L12 150L11 152L15 154L14 156H16V154H17V156H18V153H19L20 151L23 152V150H21V149H19V148H17V149H19V152H18L17 149L15 150V149H12ZM50 148H52V146H51ZM102 148H101V149H102ZM129 148H130V145H129ZM129 148L127 147L126 150L129 151V150H130ZM132 148H133V147H132ZM137 148H138V147H137ZM137 148H136V149H137ZM141 148H142V147H141ZM141 148H140V149H141ZM144 148H145V147H144ZM219 148H220V147H219ZM223 148H224V147H223ZM223 148H222V146H221V148H220V150L222 149V151H220V152H221V157H222V156H225V155H224V154H225V151H229V150L232 149V148L229 147V146H228V149H223ZM226 148H227V147H226ZM229 148H230V149H229ZM101 149H100V150H101ZM133 149H135V148H133ZM133 149H131V150H133ZM152 149H151L150 151H152ZM199 149H200V148H199ZM206 149H207L208 151H207ZM14 150H15L16 152H15ZM81 150H82V149H81ZM81 150L79 151L80 155H81V154L84 155V153H85L84 150H85V149H83L82 151H81ZM236 150H237V149H236ZM13 151H14V152H13ZM21 152H20V153H21ZM52 152H53V150H52ZM52 152H51V154H52ZM83 152H84V153H83ZM102 152H103V151H102ZM129 152H131V151H129ZM203 152H202V153H203ZM210 152H211V151H210ZM53 153H54V152H53ZM250 153L252 154L253 152L250 151ZM22 154H23V153H21V155L19 154L18 157L21 158V157H22ZM136 154H137V153H136ZM199 154H201V153L199 152ZM203 154H205V153H203ZM23 155H24V154H23ZM56 155H57V154H56ZM139 155H140V154H139ZM157 155H159V153H157ZM14 156H13V157H14ZM17 156L14 157V158H16V159L18 160ZM20 156H21V157H20ZM54 156H55V154H54ZM57 156H58V155H57ZM137 156H138V155H137ZM252 156H253V155H252ZM50 157H51V156H50ZM133 157H134V156H133ZM30 158H31V157H30ZM186 158H187V156H186ZM223 158H224V157H223ZM262 158H264V148H263V151H262V149L259 150V151H256V152H255V155H254L252 158H250V159H252V161H251V163L253 164L252 167L262 168V165L264 164V163H262ZM51 159H52V157H51ZM224 159H226V158H224ZM114 160H115V159H113V161L111 160V164L114 162ZM116 160H117V159H116ZM116 160H115V161H116ZM192 160H193V159H192ZM195 160H196V159H195ZM18 161H19V160H18ZM117 161H118V160H117ZM117 161H116V162H117ZM133 161H134V160H132V164H133V165H135V164H137V163L140 162V161L138 160L139 162L134 161V162H136V163H133ZM188 161H189V160H188ZM116 162H114V164H117V168H120V167H119L120 165H118V163H120V161H119L118 163H116ZM164 163H165V162H164ZM225 163H226V162H225ZM39 164H40L39 162L36 164V167L38 166V167L36 168L37 171H38V169L42 170V168H40V165H39ZM69 164H70V165H68V166H71V165H72L71 163H69ZM223 164H224V163H223ZM225 165L227 166V163H226ZM226 166H225V167H226ZM102 167H103V166H102ZM104 168H105L106 170L108 169V167H105V164H104ZM104 168H102V171H103V172H104V171L106 172V170H105ZM103 169H104V170H103ZM262 169H263V168H262ZM106 173H108V172H106ZM115 173H116V172H115ZM115 173L113 172V173H111V175H108V174H107V176H110V177L112 176L111 178L109 177V178L112 179V180L115 179V178H117V180L119 179L118 181H120V182H121V180L124 181V178H123L122 176H120V178H121V180H120V178H118L117 175H116ZM241 173H242V174L239 175L237 181L241 184V187H242V188H246V187H247V184H246V183H247L249 177H248V175H247V173H246L245 171H242ZM170 174H171V178H173V176L176 175V174H174L173 172L170 173ZM172 175H173V176H172ZM114 176H116V177H114ZM185 176H187V175H185ZM165 177H166V176H165ZM150 179H153V176H152V178H150ZM165 179H166V178H165ZM165 179H164V180H165ZM107 180H109V179H107ZM157 180H158V179H157ZM252 180H253V182H251L252 185H250V188H252V189H250V190L248 189V190H249V193H251V194L254 193V191L252 192L253 187H255V186H257V185L259 184V183H257V182H260V181H254V178H252ZM255 182H256V183H255ZM118 183H119V182H118ZM118 183L116 184L117 187L119 186ZM121 183H123V182H121ZM119 184H120V183H119ZM260 184H261V183H260ZM120 185H121V184H120ZM174 185H175V184H174ZM174 185H172V186H174ZM172 186H169L170 191H169V190H167V192L165 191V193H167V195H169V196H170V194L172 195V193H174L176 189H178V188H174V189H175V190H174ZM170 187H172V189H171ZM175 187H176V185H175ZM258 187H259V185H258ZM118 188H119V187H118ZM162 188H163V187H162ZM167 188H168V187H167ZM255 189H257V188H255ZM118 190H119V189H118ZM154 190H156V188H154V189H152V190L150 191V192H151V193H150L151 195H152V193H153V197H154V194H156L157 191H158V190H157V191H154ZM164 190H166V188H164ZM173 190H174V191H173ZM246 190H247V189H246ZM246 190L243 189V192H246ZM248 190H247V192H248ZM176 191H179V190H176ZM256 191H259V189L256 190ZM116 192H118L117 189H116ZM168 192H170V193L168 194ZM178 193H180V195H179ZM178 193H176V194L179 195L178 197H181V200H182V201H186V199L190 198V197H187L188 195H186L185 192H184V193H185V197H184V194H182L181 192H178ZM255 193H256V192H255ZM257 193H258V192H257ZM187 194H188V193H187ZM233 194H234L233 190L230 191L229 189H225L224 187H222L221 190H220V195H221V196H222V195H224V196L227 195V199H228V201L231 200V199H235V195H233ZM151 195H150V196H151ZM31 196H32V195H31ZM221 196H220V197H221ZM32 197H33V196H32ZM153 197L151 198V201L148 203V205H149V206L152 205V207H154V210L156 209V210L162 211V209H161L162 206H161V205H163V203H160V200H158V199H154V200L159 201V203L157 202L156 204H154L155 201H152ZM205 197H206L205 200H201L202 202L200 201V202L203 203V204H202L201 206L199 205L200 203L198 204V206L195 204V207H196V206H197V207H199V206H200V207H206V205H207V206H209V207L212 206L211 208H214L216 203L213 202V201L210 202V201H211V200H210L211 198H209L208 195L205 196ZM210 197H211V195H210ZM154 198H155V197H154ZM183 198H185V199H183ZM207 198H209V200H210L209 202H210L211 204H210L208 201H207V202H208L209 204L206 202ZM202 199H204V198H202ZM188 200H189V199H188ZM60 201H61V200H60ZM60 201H59V202H60ZM59 202H56V203H59ZM54 203H55V202H54ZM140 203H142V202H140ZM140 203H139V206H141V207H139V206L137 205V207H139V209H141V208L143 207V205H141ZM150 203H151V204H150ZM188 203H189V202H188ZM206 203H207V204H206ZM212 203H213V204H212ZM228 203H229V202H228ZM237 203H238V202H234L233 204H232V203H229V204H228V205H229V211H227V214H229V215H235V214H236V212H235V211L233 212L230 208H231V207H234L235 205H237ZM157 204H160V205H157ZM205 204H206V205H205ZM156 205H157V208H158V209L155 207ZM51 206H52V205H51ZM53 206H54V204H53ZM158 206H159V207H158ZM160 206H161V208H160ZM193 206H194V205H192V206L187 210L189 214H190V212H191L190 210H191V208H192ZM137 207H135V210L138 211L139 209H136ZM152 207H151V208H152ZM164 207H165V206H164ZM164 207H163V208H164ZM235 207H236V206H235ZM19 208H20V207H19ZM22 208L24 209V207H21V209H22ZM58 208H59V207H58ZM159 208H160V209H159ZM251 208H252L251 210L253 211V210H254V207H251ZM59 209H60V208H59ZM59 209H58V210H59ZM164 209H165V208H164ZM198 209L200 210L201 208H198ZM232 209H233V208H232ZM233 210H234V209H233ZM159 211H158V212H159ZM163 211H164V210H163ZM156 212H157V211H155V213H156ZM158 212H157V213H158ZM256 212H257V211H256ZM140 213H141L140 211H139V212H136V211H135V212H134V215L138 216ZM153 213H154V212H153ZM157 213H156V214H157ZM159 213H160V212H159ZM159 213H158V214H159ZM249 213H250V212H249ZM249 213H248V214H249ZM251 213H252V214H251V215L249 214V216L246 217V218H245V216H247L248 214L245 213V216L243 217V218H245V219H244V222L241 224V226L237 225L238 221L241 220V218H239V219L236 218V219H233L232 221H230L231 223H232V222H233V223L235 222V224H234L233 226H232L231 223H230L231 225L227 224V223L229 222V221H227V220H228V219H227V220H226V225H227L226 230H231V229H232V230H231L232 232H229V234H230V233H233V234L235 235V238H238V239H239V237H242V238H243L244 236H246V234L251 235V234H249V233H250V230H249V228H247L248 226H246V225L248 224V222L251 224V222H253L254 220H256V218L254 217L255 210H254V212H251ZM142 214H143V213H142ZM158 214H157V215H158ZM189 214H188V215H189ZM132 215H133V213H132ZM134 215H133V216H134ZM243 215H244V214H243ZM255 215H256V214H255ZM59 216H60V215H59ZM59 216H57V217H59ZM136 216H135V218H133V219H135V220H134V226L137 225L136 222L139 223V225H137V226H138V228H137L138 231L140 230V231L138 232V233H139L138 235H140V232H143V231H141V229H142L141 227H142V226H145V227H146V225L149 224L150 228L152 229V227H151L152 225H154V226H155V225H158V222L155 221V223H154V220H152V219H154L155 214H154V216H150V215H149L150 217H148V218H147V216H144V214H143L142 216H140V215H139L138 217H136ZM163 216L165 217V215H163ZM163 216H162V217H163ZM140 217H141L142 219H141ZM230 217H232V216H230ZM256 217H257V216H256ZM136 218H139L141 221H143V222H141L142 226L140 225V220H139V219L136 220ZM146 218H147V219H146ZM38 219H39V216H38ZM38 219H37V220H38ZM145 219H146L148 222H149V221H150V222H149V223L146 222ZM148 219H149V220H148ZM161 220H162V219H160V221H161ZM135 221H136V222H135ZM241 221H242V220H241ZM250 221H251V222H250ZM4 222L7 223V220H4ZM144 222H145V223H144ZM161 222H162V221H161ZM163 222H164V220H163ZM2 223H3V222H2ZM2 223H1V224H2ZM156 223H157V224H156ZM159 224H161V223H159ZM250 224H249V225H250ZM131 225H133V223H131ZM137 226H136V227H137ZM139 226H141V227L139 228ZM154 226H153V229H154ZM159 226L162 227V226H165V225H163V223H162V225H159ZM250 226H251V225H250ZM250 226H249V227H250ZM155 227H156V226H155ZM177 227H178V226H177ZM177 227H176V229H178ZM147 228H148V227H147ZM158 228H159V227H158ZM252 228H253V227H252ZM252 228H251V229H252ZM156 229H157V227L155 228V230H156ZM162 229H163V228H161V230H162ZM165 229H166V227H165ZM247 229L249 230V232L247 231ZM179 230H180V228H179ZM179 230H177V231L174 230L175 233H174L173 235H175L176 232H177V234H179V233L182 234ZM194 230H195V229H194ZM241 230H242V231H241ZM253 230H254V229H253ZM133 231H135V230H133ZM163 231H164V230H163ZM217 231H218V230H217ZM254 231L256 232L257 230H254ZM254 231H253V232H254ZM259 231H260V230H259ZM178 232H179V233H178ZM218 232H221V233H222L221 229H220V231H218ZM255 232L253 233L254 235H255ZM261 232H264V229H261L260 233H261ZM136 233H137V232H136ZM183 233H184V232H183ZM146 234H147V237H149L148 235H150V233H149V234L146 233ZM219 234H220V233H219ZM253 234H252V235H253ZM258 234H259V233L256 232L255 237H254V235H253L252 238L254 237L255 239H254V238H253V239L256 240V238H257L256 236H257ZM138 235L136 234L137 237H138ZM141 235H142V234H141ZM141 235H140V236H141ZM144 235H145V234H144ZM144 235H142V236H144ZM152 235H154V234H152ZM152 235H150V236L152 237ZM192 235H193V234H192ZM248 235H247V236H248ZM14 236H15V235H14ZM32 236H34V235H32ZM35 236H37V235L35 234ZM35 236H34V237H35ZM39 236H40V235H39ZM181 236H182V235H178L177 237L180 238ZM183 236H184V235H183ZM189 236L191 237V235H189ZM201 236H202V237H201ZM201 236H200V237L204 240V238H203L204 235H201ZM220 236H222V235H220ZM34 237H33V238H34ZM174 237L176 238V236H174ZM249 237H250V236H249ZM249 237H248V238H249ZM33 238H32V239H33ZM37 238H38V237H36L35 241H38ZM39 238H40V237H39ZM139 238H140V237H139ZM139 238H138V240H139ZM141 238H143V237H141ZM141 238H140V239H141ZM194 238H195V237H194ZM201 238H200V240H201ZM208 238H209V237H207V238L204 240V244H206V245L208 244V240L211 239V238H210V239H208ZM220 238H221V237H220ZM242 238H241V239H242ZM248 238H247V240H248ZM258 238H259V237H258ZM148 239L150 240V237H149ZM180 239L183 241L184 237H183V239H182V237H181ZM189 239H192V238H189ZM196 239H197V238H196ZM207 239H208V240H207ZM233 239H234V237H233ZM243 239H246V237L243 238ZM249 239H250V238H249ZM15 240H16V238H15ZM138 240H137V242H138ZM141 240H143V239H141ZM149 240H148V241H149ZM192 240H193V239H192ZM192 240H191V241H192ZM198 240H199V239H198ZM219 240H221V239H218V241H219ZM234 240H235V239H234ZM234 240H233V241H234ZM193 241H194V240H193ZM193 241H192V242H193ZM195 241H197V240H195ZM201 241H202V240H201ZM221 241H222V240H221ZM33 242H34V241H33ZM197 242H198V241H197ZM206 242H207V243H206ZM211 242H212V241H211ZM211 242H210V244H212ZM236 242H237V240H236ZM236 242H235V241H234V242L230 241V244H231L232 247H231V246H229V247L235 249V251H234L235 256H236L235 260H244L247 256H249V255H246V254H250V253H248L247 251H245V250H247V249H243V248L245 247V245H244L243 248H242V246H241L242 244H240V245H236V244H235V245H232L233 243H236ZM244 242H245V241H244ZM260 242H261V241H259V242H256V241H255V243L257 244V247H258V245H259ZM262 242H263V241H262ZM14 243H16V242H14ZM36 243H37V242H36ZM180 243H181V242H180ZM11 244H12V242H11ZM11 244H10V246H11ZM32 244H33V243H32ZM37 244L39 245V243H37ZM210 244H208V245H210ZM230 244H229V245H230ZM256 244H255L254 246H256ZM263 244H264V243H263ZM8 245H9V244H8ZM14 245H15V244H14ZM34 245H35V243H34ZM146 245H147V244H146ZM146 245H145V246H146ZM148 245H149V244H148ZM158 245H159V244H158ZM206 245H205V246H204V245H200V246H201V247H202V246H203V247H207L208 245H207V246H206ZM5 246H6V244H5ZM12 246H13V245H12ZM262 246H263V245H262ZM16 247L18 248V246H15V248H16ZM201 247L195 249V252H196V250L201 249ZM203 247H202V248H203ZM7 248H9V251H8V252H10V247H7ZM12 248H13V247H12ZM15 248H14V249H15ZM35 248H36V247H35ZM38 248H39V247H38ZM137 248H138V247H137ZM145 248H147V246H146ZM246 248H247V247H246ZM259 248H260V247H259ZM263 248H264V246H263L261 249H263ZM18 249H19V248H18ZM250 249H251V247H250ZM255 249H256V248H255ZM11 250H13V249H11ZM145 250H146V249H145ZM145 250H144V251H145ZM156 250H157V249H154V251H153V250H152V251L155 252ZM248 250H249V249H248ZM16 251H17V250H16ZM146 251H148V252H145L146 254H147V253H150V252L152 253V251L149 252V249H148V248H147ZM185 251H186V250H185ZM253 251H254V249H253ZM253 251H252L253 254H255V253L257 252V250H256L255 253H254ZM259 251H260V250H258L257 253H259ZM13 252H14V251H13ZM135 252H137V251H135ZM163 252H166V251H165V247L163 248ZM187 252H188V251H187ZM200 252H201V250H199V253H198V254H200ZM260 252H261V251H260ZM11 253H12V252H11ZM139 253H140V252H139ZM166 253H168V252H166ZM191 253H193V252H191ZM191 253H190V251H189L188 254H187L188 256H187V259H186V260H187L188 262H193L194 259H195L194 257H196V256L193 257L194 254L192 255ZM259 254H260V253H259ZM120 255H121V254H120ZM135 255H137V254L134 253V256L131 257L130 261L133 259V257H134L133 261H134V260L136 261L137 259H139L138 261H140V258H138V257L135 258ZM200 255H201V254H200ZM250 255H251V254H250ZM260 255H261V254H260ZM260 255L256 254L255 256H252V257H255V260H257V261H254L253 258L251 259V258H250L251 256L247 257L246 259L249 258V259L253 260V261L255 262V264H257L258 261H259L258 259H260L261 256H264V252L262 253L261 256H260ZM0 256H1V258H2V255H0ZM137 256H138V255H137ZM145 256H146V258H147V255H145ZM145 256H143V257L141 258L143 261H145L144 259H146V258H144ZM197 256H198V255H197ZM121 257H122V256H121ZM121 257H120V258H121ZM175 257H176V256H174V255L172 256V254H170V258H168L166 262H167V263H170V260L173 261V260L175 259ZM198 257H199V256H198ZM143 258H144V259H143ZM163 258H164V257H163ZM219 258H220V257H219ZM257 258H258V259H257ZM261 258H262V257H261ZM158 259H159V258H158ZM222 259L225 260V257L223 256ZM142 260H141V261H142ZM146 260H147V259H146ZM164 260H165V259H164ZM182 260H183V259H182ZM182 260H181V261H182ZM197 260H198V258L195 259V262H198ZM7 261H9V260L7 259ZM133 261H132V262H133ZM135 261H134V262H135ZM244 261H245V260H244ZM253 261H252V262H253ZM10 262H11V261H10ZM214 262H215V261H214ZM72 263H73V262H72Z\"/></svg>",
    "mask_w": 264,
    "mask_h": 264
},
{
    "label": "snow or ice",
    "instance_id": "3",
    "mask_svg": "<svg viewBox=\"0 0 264 264\" xmlns=\"http://www.w3.org/2000/svg\"><path fill=\"white\" fill-rule=\"evenodd\" d=\"M6 8L12 7L10 5H5ZM15 7H20V5H16ZM234 9H239L244 6L242 5H232L230 6ZM250 7V6H249ZM260 10H261V20H262V25H261V44H262V49H264V0H261L260 3ZM241 24L244 23L243 18H240ZM11 60V56H9V62ZM261 80H262V87H264V51H262V66H261ZM264 99V98H262ZM262 163H264V158H262ZM4 264H45V262H34V261H5ZM49 264H53V262H49ZM70 264V262H69ZM114 264H154V262H148V261H135V262H124V261H118L114 262ZM187 264H209V262H187ZM211 264H253L252 261H244V260H218L215 262H211ZM260 264H264V260L260 262Z\"/></svg>",
    "mask_w": 264,
    "mask_h": 264
}]
</instances>
